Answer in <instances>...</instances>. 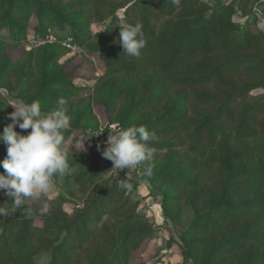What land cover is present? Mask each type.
<instances>
[{"label":"trees","instance_id":"1","mask_svg":"<svg viewBox=\"0 0 264 264\" xmlns=\"http://www.w3.org/2000/svg\"><path fill=\"white\" fill-rule=\"evenodd\" d=\"M91 1L107 9L100 0ZM236 12L245 13V4L228 3L208 15L203 0H180L178 6L172 0H135L126 13L135 20L131 25H142L146 46L139 57L123 53L119 31L124 27L115 26L113 21L101 36L103 50L93 48L105 66V77L136 74L150 68L147 80L150 90L131 104L124 120L165 103L173 91L181 92L162 114L138 126L146 127L156 137L182 135L189 143L187 151L193 160L185 172L173 176L154 172L153 177L178 187L188 186L193 173L205 168L215 169L222 176L221 198L196 217L183 233V237L195 244L219 233L228 222L246 223L238 236L205 252L201 264H223L228 255L244 252L247 247L250 248L247 261L264 264V33L246 28L238 35L232 20ZM0 13L8 23L26 21L36 13L38 33H44L60 19L55 6L36 0H10L7 4L3 1ZM164 18L168 22L159 26ZM198 21L202 23L191 25ZM72 39L82 47L91 38L84 30L77 29ZM52 87L64 90L71 86L61 80ZM257 90H263V94L251 97ZM43 95L50 97L46 92ZM13 110L9 104L0 103V133L11 122L8 114ZM29 130L17 126L16 131L27 134ZM151 147L155 153L166 150L168 144ZM68 163L79 169L87 166L89 160L74 157ZM0 173L3 172L0 170ZM87 175L84 172L80 177L87 182L95 178ZM66 176L71 178L73 173ZM235 183L240 197L237 205L229 196L230 187ZM118 188L116 183L107 186L87 203L83 212L72 218L63 214L47 216L41 218L39 225L32 218L16 217L14 213L20 209L11 211L12 198L0 191V207L10 210L7 217H0V264H36L37 243L49 251L46 264H72L75 255L97 233L96 228H90L92 217L111 216L122 210L127 212L124 223L138 218L135 209L118 194ZM148 231L121 232L114 249L98 264H128L129 254L139 248V239ZM260 245L263 247L256 250ZM184 253L189 257V251Z\"/></svg>","mask_w":264,"mask_h":264},{"label":"rangeland","instance_id":"2","mask_svg":"<svg viewBox=\"0 0 264 264\" xmlns=\"http://www.w3.org/2000/svg\"><path fill=\"white\" fill-rule=\"evenodd\" d=\"M3 1L7 4L10 0H0V8ZM36 1L55 6L60 16L44 33H38L36 13L26 21L15 20L13 23H8L0 13V103L10 105L38 100L42 115L62 107L70 118V126L64 131L69 148L68 162L77 157L89 160V164L79 169L69 167L67 174L73 173V177L58 175L49 193L38 200L27 199L23 210L14 215L32 218L36 225L47 216L63 214L72 218L83 212L93 197L116 183L119 185L118 194L135 209L138 218L132 223H124L127 212L122 210L111 216L92 217L90 228H96L97 233L91 243L75 255L72 264H98L114 249L121 232L147 229L149 233L139 239V248L129 254L128 264H201L205 252L238 236L246 227L244 221L228 222L222 231L207 237L201 244L183 237L196 217L221 198L223 179L220 173L215 169L199 170L193 173L188 186L174 187L158 182L153 177L154 172L173 176L188 170L192 163L193 158L187 151L189 143L182 135L156 137L150 146L166 143V150L155 152L151 162L123 170L113 168L112 162L101 155L102 151L91 146L90 137L95 130L110 132L111 126L119 129L138 126L148 118L162 114L171 101L181 95V92L173 91L165 103L147 108L131 120H124L131 104L150 90L147 87L150 68L136 74L119 73L105 77V66L93 48L96 46L99 51L103 50L101 36L111 21L121 27L135 22L126 13L135 0H100L107 9L91 0ZM203 1L208 15L228 3L245 4L246 12H236L232 17L239 30L238 35L246 28L264 33V0ZM89 16L90 21L87 20ZM167 22L164 18L159 26ZM201 23L191 22V25ZM77 29L84 30L91 38L82 47L78 46L79 41L72 39ZM61 80H66L71 87L54 89L53 84ZM44 92L50 97H45ZM262 94L263 90H257L250 96ZM59 98L65 99L66 104L59 105ZM5 157L6 146L0 142V160ZM149 164L152 166L150 176L144 171ZM0 170L4 172L2 166ZM84 172L95 178L88 182L81 179ZM229 193L233 203L239 204L236 183L231 185ZM45 203L50 208L42 214L40 209ZM262 247L260 245L256 250ZM186 251H189V257L184 253ZM249 254L250 248L247 247L244 252L228 255L223 264H251L247 261ZM35 257L36 264H46L49 251L37 243Z\"/></svg>","mask_w":264,"mask_h":264},{"label":"clouds","instance_id":"3","mask_svg":"<svg viewBox=\"0 0 264 264\" xmlns=\"http://www.w3.org/2000/svg\"><path fill=\"white\" fill-rule=\"evenodd\" d=\"M172 2L177 6L180 4V0ZM119 44L126 56L139 57L141 49L146 46L142 25H128L120 29ZM58 104L65 105V99L59 98ZM10 105L14 109L8 114L11 122L0 133V142L6 146V157L0 160V166L4 169L0 173V191L12 198L14 208L11 211H15L23 210L27 199L38 200L49 193L56 175L68 173L69 148L64 131L70 126V118L62 107L42 115L38 100L31 103L19 101ZM17 126L30 131L21 134L15 130ZM154 140L156 134L144 126L121 128L108 136L101 155L112 162L113 168L128 169L153 160L154 151L150 142ZM97 150H100L99 144ZM144 171L150 176L151 164ZM49 208V204L45 203L40 211L45 214ZM9 214V209L0 207V217Z\"/></svg>","mask_w":264,"mask_h":264},{"label":"built area","instance_id":"4","mask_svg":"<svg viewBox=\"0 0 264 264\" xmlns=\"http://www.w3.org/2000/svg\"><path fill=\"white\" fill-rule=\"evenodd\" d=\"M112 127V131L110 132H103L101 129L95 130L92 132V135L90 137L91 146L93 149L97 150V145H100V151H103L106 147V141L108 139V136L111 134V132L115 131V128L119 130V127Z\"/></svg>","mask_w":264,"mask_h":264}]
</instances>
